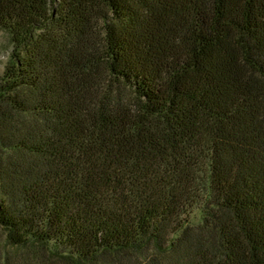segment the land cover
Returning <instances> with one entry per match:
<instances>
[{
  "label": "trees",
  "instance_id": "obj_1",
  "mask_svg": "<svg viewBox=\"0 0 264 264\" xmlns=\"http://www.w3.org/2000/svg\"><path fill=\"white\" fill-rule=\"evenodd\" d=\"M0 264H264V0H0Z\"/></svg>",
  "mask_w": 264,
  "mask_h": 264
},
{
  "label": "rangeland",
  "instance_id": "obj_2",
  "mask_svg": "<svg viewBox=\"0 0 264 264\" xmlns=\"http://www.w3.org/2000/svg\"><path fill=\"white\" fill-rule=\"evenodd\" d=\"M10 54V39L6 33L0 32V76L8 65Z\"/></svg>",
  "mask_w": 264,
  "mask_h": 264
}]
</instances>
